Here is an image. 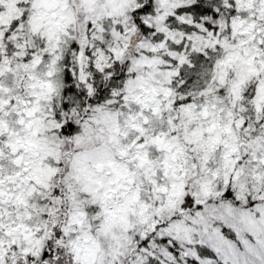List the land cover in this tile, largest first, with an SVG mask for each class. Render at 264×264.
Returning <instances> with one entry per match:
<instances>
[{"label": "snow or ice", "instance_id": "snow-or-ice-1", "mask_svg": "<svg viewBox=\"0 0 264 264\" xmlns=\"http://www.w3.org/2000/svg\"><path fill=\"white\" fill-rule=\"evenodd\" d=\"M0 264H264V0H0Z\"/></svg>", "mask_w": 264, "mask_h": 264}]
</instances>
